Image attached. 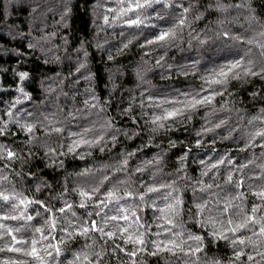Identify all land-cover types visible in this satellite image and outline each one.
<instances>
[{
  "label": "clouds",
  "instance_id": "clouds-1",
  "mask_svg": "<svg viewBox=\"0 0 264 264\" xmlns=\"http://www.w3.org/2000/svg\"><path fill=\"white\" fill-rule=\"evenodd\" d=\"M0 264H264V0H0Z\"/></svg>",
  "mask_w": 264,
  "mask_h": 264
}]
</instances>
